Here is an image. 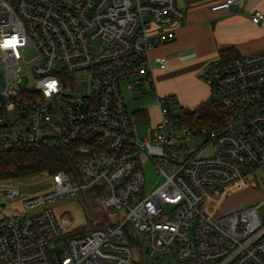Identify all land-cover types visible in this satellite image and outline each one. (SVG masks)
Returning <instances> with one entry per match:
<instances>
[{"label": "built area", "instance_id": "obj_1", "mask_svg": "<svg viewBox=\"0 0 264 264\" xmlns=\"http://www.w3.org/2000/svg\"><path fill=\"white\" fill-rule=\"evenodd\" d=\"M182 2L0 0V151L69 142L76 151L75 173L51 175L53 187L41 193L21 197L12 179L0 178V203L21 198V210L0 215V264H150L160 255L177 264H264V198L221 211L228 194L264 176V49L199 71L222 112L218 125L203 117L182 123V106L158 94L161 118L141 137L125 101L123 85L137 90L153 80L155 64L166 67V56L150 52L174 40L186 16ZM9 39L14 47H4ZM82 69L88 90L67 93L64 77ZM197 137L202 145L191 148ZM142 154L164 174L147 193ZM102 185L104 209L122 216L72 233L70 214L58 216L51 202Z\"/></svg>", "mask_w": 264, "mask_h": 264}, {"label": "crops", "instance_id": "obj_2", "mask_svg": "<svg viewBox=\"0 0 264 264\" xmlns=\"http://www.w3.org/2000/svg\"><path fill=\"white\" fill-rule=\"evenodd\" d=\"M223 1L225 0H183L186 16L177 24L174 40L155 46L150 52L152 57L168 58L165 68L157 64L153 67L151 83L157 96L174 94L180 106L195 109L211 96L208 82L199 75L202 68L218 58L230 59L264 49V20L259 23L252 20L255 10L264 12V0H241V7L237 9H213L214 5ZM224 51L227 53L223 54ZM138 109L146 112L144 118L137 116ZM149 110H152L149 106L141 104L136 105L132 111L136 112L138 120L145 122V125L150 118ZM158 111L161 117L160 106ZM250 187L232 193L248 190Z\"/></svg>", "mask_w": 264, "mask_h": 264}, {"label": "rangeland", "instance_id": "obj_3", "mask_svg": "<svg viewBox=\"0 0 264 264\" xmlns=\"http://www.w3.org/2000/svg\"><path fill=\"white\" fill-rule=\"evenodd\" d=\"M98 52H100V50L95 51L96 54ZM26 71V68H24L23 73ZM64 80L67 84V93H84L88 90L89 86V71L85 69L75 71L70 75V77H64ZM28 81L29 77L24 75L23 84H27ZM123 93L129 110H133L136 105L141 104L149 106V109H152L149 110L150 118L147 124L144 125L145 122L140 121L138 124L141 137L151 134L157 127V124L161 118L158 111L159 105L157 106V94L153 84L147 80H143L138 90H133L128 88L126 85H123ZM173 97L175 98L176 105L180 107L177 96L174 95ZM209 100H211V96ZM206 102L207 100L202 102L200 105H198V108L200 109L205 105ZM202 143L203 137H197L196 139L188 141V144L191 146V148H197L198 146L202 145ZM211 152L212 150L209 146L202 151L203 154H208ZM140 164L144 166L146 173V188L144 193L151 192V190H153L163 181L164 174H160L158 172L157 164L152 159H147L145 154L141 155ZM175 169L176 164L172 162H169L165 165V170L169 174L174 172ZM257 179L258 183L256 186H251L248 190L246 189L228 195V197L223 202V208L221 211L230 208L229 206H235L237 203L241 204L240 202L251 204L253 202L262 200L264 198V176L258 175ZM10 183L19 188L21 191V197H27L51 189L54 185V180L51 175L47 174L46 172H42L21 178H14ZM80 184V181L75 183L76 186ZM97 188L101 191L99 196H95L92 193L90 187H83L80 189L78 194H69L67 196L59 197L55 201L51 202V206L58 216H62L64 213L70 214L72 223L71 229H73L71 231L72 233H83L94 227L103 226L113 215L122 216L119 212L111 213L110 211H107V218L105 217L103 206L104 200L108 194V190L107 187L103 185ZM20 201L21 198H17L7 199L5 201V205L0 203V215L21 210V206L19 204ZM261 213L264 217L263 209ZM134 230L135 234H138L136 228ZM134 251L135 254L138 255L141 252V249L139 246H137L134 248ZM143 255L146 256L147 253L143 251ZM149 261L150 264H177L176 259L170 255H160L155 258L150 257Z\"/></svg>", "mask_w": 264, "mask_h": 264}, {"label": "trees", "instance_id": "obj_4", "mask_svg": "<svg viewBox=\"0 0 264 264\" xmlns=\"http://www.w3.org/2000/svg\"><path fill=\"white\" fill-rule=\"evenodd\" d=\"M228 50H230V48ZM226 53V51L223 52V54ZM236 57H238V55ZM136 111L138 114L136 115L140 118L146 116L145 111L141 109ZM182 112L185 116V119L182 121L184 124L190 121L197 122L198 117H203L205 122H208V120L212 118L217 123L216 125L223 121V115L219 105L212 100H208L200 109L198 107L195 109L182 107ZM75 156L76 151L73 142L63 145L57 144L52 147L43 146L36 150L30 148L27 150L0 151V178L10 180L42 172L53 175L61 170H65L68 173H75ZM91 190L95 196L101 194V191L97 187ZM104 211V215L107 218V211L105 209Z\"/></svg>", "mask_w": 264, "mask_h": 264}, {"label": "snow or ice", "instance_id": "obj_5", "mask_svg": "<svg viewBox=\"0 0 264 264\" xmlns=\"http://www.w3.org/2000/svg\"><path fill=\"white\" fill-rule=\"evenodd\" d=\"M9 41H11V39L6 40V41L4 42V47H14V46L16 45V43H17L16 40H15V41H12L11 43H9ZM49 86L54 87V83L49 84Z\"/></svg>", "mask_w": 264, "mask_h": 264}]
</instances>
